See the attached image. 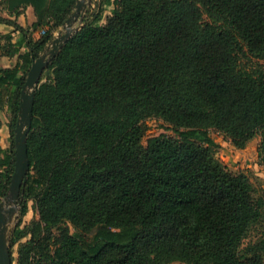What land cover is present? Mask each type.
Listing matches in <instances>:
<instances>
[{
	"label": "trees",
	"instance_id": "obj_1",
	"mask_svg": "<svg viewBox=\"0 0 264 264\" xmlns=\"http://www.w3.org/2000/svg\"><path fill=\"white\" fill-rule=\"evenodd\" d=\"M77 4L0 1V23L20 32L0 34V56L17 57L0 67V202L28 72ZM201 6L227 27L202 23ZM79 18L34 90L13 261L18 244L16 264H264V189L215 156L210 134L238 149L259 136L264 165V0H92ZM150 116L178 137L144 144ZM31 200L38 216L22 226Z\"/></svg>",
	"mask_w": 264,
	"mask_h": 264
},
{
	"label": "water",
	"instance_id": "obj_2",
	"mask_svg": "<svg viewBox=\"0 0 264 264\" xmlns=\"http://www.w3.org/2000/svg\"><path fill=\"white\" fill-rule=\"evenodd\" d=\"M86 6L88 5H83V2L78 0L76 12L64 26L67 28V32L64 34H59V37L56 36V38L50 43L51 45L53 44L52 48L48 49L50 48L48 45L42 55L33 62L28 72L26 82L23 86L21 112L15 128L14 136L15 168L9 191L7 193L11 195L13 204L11 207L5 208V199L0 202V264H14L11 252V236L15 229L14 227L16 226L11 227V225L13 215L17 210L18 201H20L21 188L27 180V173L30 168L27 148V135L32 122L35 94L34 90L39 84L43 71L52 57L58 52L59 48L64 44L68 37L81 27V18H79V15ZM76 19H78L80 22V26L73 33H71L69 28L72 27L73 21ZM48 50H50L49 56H47Z\"/></svg>",
	"mask_w": 264,
	"mask_h": 264
},
{
	"label": "rangeland",
	"instance_id": "obj_3",
	"mask_svg": "<svg viewBox=\"0 0 264 264\" xmlns=\"http://www.w3.org/2000/svg\"><path fill=\"white\" fill-rule=\"evenodd\" d=\"M83 2V5H89V3L92 0H80ZM113 8V5L106 6L105 9V17L111 14V10ZM202 17L201 21L204 24H212L215 25L218 28L221 27H227V25L223 22V20L215 15H211L204 7H200ZM105 17L103 19V23L105 22ZM80 26V22L78 19L73 21L72 27L69 28L70 32L73 33L78 27ZM67 32V28L62 27L61 29L57 30L55 32L56 36H60L59 34H64ZM76 32V31H75ZM53 44H49L48 49H51ZM50 55V50H48L47 56ZM259 61L255 58H252L250 61L243 62V65L246 66V68H253L257 69L259 65L257 64ZM261 63H264L263 61H260ZM6 112H2V116L5 115ZM4 117V116H3ZM145 123L148 127L147 133L145 137L143 138V143H147V139L151 136H156L160 134H165L172 137H178L177 133L167 124L165 123L161 118L157 116H150L145 120ZM211 136L214 138V140L217 142L218 147L215 149V156L225 165L228 166V168L234 172L243 171L245 172L251 179L253 187L258 190L260 188L264 189V165L260 164L259 157H258V144H259V136H256L248 145L247 154H242V152H238L239 150L235 149L228 138L218 132L215 129L210 130ZM10 194H6L2 200L7 199L9 200ZM10 201V200H9ZM37 212L35 210V204L34 201L29 202V211L28 213L22 218V226H25L29 224L33 219L37 218ZM17 217V218H16ZM20 221V201H18L17 204V210L13 215L12 218V225L11 227H14L18 224ZM15 228V227H14ZM71 228V232H75L74 228ZM26 239H23L21 241H25ZM18 244H16L13 247L14 257L16 264V259L18 258ZM170 264H184L182 262H172Z\"/></svg>",
	"mask_w": 264,
	"mask_h": 264
},
{
	"label": "crops",
	"instance_id": "obj_4",
	"mask_svg": "<svg viewBox=\"0 0 264 264\" xmlns=\"http://www.w3.org/2000/svg\"><path fill=\"white\" fill-rule=\"evenodd\" d=\"M1 1V0H0ZM2 14L4 16H8L7 11H3ZM37 20L36 14L34 12V9L32 6H27L23 13L18 17V23L21 24L24 27H30L35 23ZM6 33H12L14 36V40L17 41L20 39V32L16 31L15 28L12 25L6 24V23H0V34H6ZM34 37H38L39 34L35 32L33 34ZM26 50V47L22 48V52ZM17 63V57H8V56H0V67L1 68H10L13 67ZM2 112H6L5 110H2L0 112V116L3 121V125L0 128V142L2 144L3 148H8L11 145V139H10V130L8 126V117L7 113L2 116ZM232 145V144H231ZM233 146V145H232ZM234 147V146H233ZM235 149L239 150L238 152H242V154H247L248 147L244 149H238L234 147Z\"/></svg>",
	"mask_w": 264,
	"mask_h": 264
},
{
	"label": "bare ground",
	"instance_id": "obj_5",
	"mask_svg": "<svg viewBox=\"0 0 264 264\" xmlns=\"http://www.w3.org/2000/svg\"><path fill=\"white\" fill-rule=\"evenodd\" d=\"M10 196V198H9V200H8V198L7 199H5V208H9V207H11L12 206V204H13V200H12V198H11V195H9Z\"/></svg>",
	"mask_w": 264,
	"mask_h": 264
}]
</instances>
